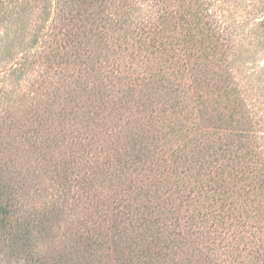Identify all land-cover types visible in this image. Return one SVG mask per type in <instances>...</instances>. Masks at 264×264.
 Listing matches in <instances>:
<instances>
[{
    "label": "trees",
    "instance_id": "trees-1",
    "mask_svg": "<svg viewBox=\"0 0 264 264\" xmlns=\"http://www.w3.org/2000/svg\"><path fill=\"white\" fill-rule=\"evenodd\" d=\"M214 2L0 0V263L264 264L260 120Z\"/></svg>",
    "mask_w": 264,
    "mask_h": 264
},
{
    "label": "rangeland",
    "instance_id": "rangeland-1",
    "mask_svg": "<svg viewBox=\"0 0 264 264\" xmlns=\"http://www.w3.org/2000/svg\"><path fill=\"white\" fill-rule=\"evenodd\" d=\"M213 2L215 0H212ZM222 3L213 5V14H217L223 19V27L232 30L238 29L240 39L236 40L241 60L238 65L237 77L242 85L244 93L250 103V110L256 112V117L260 120L258 128L259 143L264 145V0H221ZM38 13L34 14L37 17ZM235 27V28H234ZM230 28V29H231ZM0 68V126L3 127V108H6L11 102H3V93L11 92L13 100H18V84L3 72ZM30 79L28 78V81ZM26 85V83H24ZM24 88H22L23 90ZM21 90V92H22ZM15 91V92H14ZM13 104V103H12ZM22 100L13 104L12 111L20 109ZM46 196V195H45ZM45 197H38L41 201ZM2 264V263H0Z\"/></svg>",
    "mask_w": 264,
    "mask_h": 264
}]
</instances>
